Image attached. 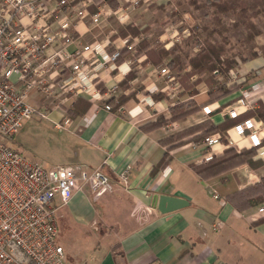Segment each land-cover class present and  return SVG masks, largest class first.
Here are the masks:
<instances>
[{"label": "crops", "instance_id": "obj_1", "mask_svg": "<svg viewBox=\"0 0 264 264\" xmlns=\"http://www.w3.org/2000/svg\"><path fill=\"white\" fill-rule=\"evenodd\" d=\"M187 2L115 0L113 6L107 0H95L87 9L89 15L70 29L73 42L68 51L92 45L99 54L92 66L95 75L91 84L71 101L65 114L71 123L59 130L53 122L62 121L61 112L49 114L58 135L56 144L63 152L56 163L101 168L113 182L114 191L93 201L95 207L87 193L77 192L58 210L59 231H65L59 244L69 264H264V215L258 212L264 196L242 210L229 201L237 192L264 184V162L254 154L252 165L238 164L203 177L193 168L203 165L204 146L200 139L194 140L200 132L183 138L181 145L168 151L160 143L171 134L209 121L223 128L212 134L222 136L212 147L214 158H219L228 147L237 152L249 149L246 139L239 146L230 141L240 140L232 128L251 119L260 124L264 144V120L258 116L259 110L264 112V11L252 19L258 32L253 40L226 56L234 62L226 75L213 73L207 79L201 73L183 84L178 75L191 70L188 58L195 55L189 47L194 38L184 35L185 25L191 19L202 26L210 17L204 11L195 18ZM120 13L127 14L122 23L117 20ZM95 15L98 25L91 21ZM51 24L57 30L53 21ZM127 43H136L134 53L124 48ZM174 46L177 53L170 52ZM116 49L121 57L113 66L107 55ZM161 53L167 55L161 57ZM175 55L182 60L180 71L171 63ZM164 67L174 78L170 84L159 73ZM176 84L180 89H174ZM190 86L195 93L190 94ZM221 86L229 93L207 103L208 93ZM247 96L249 107L239 101ZM111 98L123 99L117 111L105 109ZM31 103L39 105L37 94H32ZM178 105L179 115L173 114L171 109ZM204 107L212 110L209 115L202 111ZM231 110L237 112L236 119L228 116ZM159 119L165 124L143 130L144 125ZM161 162L164 165L153 171ZM127 168L123 185L118 177ZM162 195L182 198L188 205L161 214L155 198ZM219 222L221 228L214 229Z\"/></svg>", "mask_w": 264, "mask_h": 264}, {"label": "built area", "instance_id": "obj_2", "mask_svg": "<svg viewBox=\"0 0 264 264\" xmlns=\"http://www.w3.org/2000/svg\"><path fill=\"white\" fill-rule=\"evenodd\" d=\"M94 1L0 0V264H69L57 241L58 210L77 192L96 201L114 191L113 182L101 168H45L9 144L24 120L48 119L50 112L60 111L63 118L53 122L55 128L63 130L71 123L65 114L71 101L91 84L99 52L92 45L68 51L73 42L70 29L89 15L87 9ZM126 18V13H120L117 20L122 23ZM51 21L57 30L52 29ZM91 21L98 25V15ZM183 33L189 37L188 30ZM135 46L127 43L124 48L134 53ZM119 57L116 49L107 55V61L114 66ZM159 73L167 77V83L173 82L166 67ZM174 89L180 86L176 84ZM32 94L39 96V108L31 103ZM239 101L250 106L248 96ZM105 109L110 110L107 105ZM202 111L209 115L212 110L204 107ZM236 115L235 110L228 113L230 118ZM258 125L251 119L236 124L232 131L240 140L230 144L240 145L246 139L248 147L255 149V158L264 162ZM221 139L219 134L203 139V163L213 160L212 147ZM128 170L119 174L123 185ZM212 196L219 199L215 193ZM258 212L264 215V205ZM219 228L220 222L214 226Z\"/></svg>", "mask_w": 264, "mask_h": 264}, {"label": "trees", "instance_id": "obj_3", "mask_svg": "<svg viewBox=\"0 0 264 264\" xmlns=\"http://www.w3.org/2000/svg\"><path fill=\"white\" fill-rule=\"evenodd\" d=\"M115 0H107V2L111 3L113 5V2ZM193 6L195 5L193 1H191ZM206 6H212L215 7L217 13H237L238 18L240 19L239 24L234 25V27H238L240 24L245 27L247 30L246 37L243 40L238 41L239 46H244L246 44H249L255 35H257V31L254 28L253 23L250 22L252 18L258 17V15H261L264 11V2L262 0H252L250 2H244L242 0H232V1H221V0H209L205 3ZM114 6V5H113ZM216 25H219L218 19L214 21ZM224 31V29H221V32ZM219 32L221 35L222 33ZM223 44H228L229 40L228 38L222 39ZM196 43V40H195ZM178 47L174 46L171 48L170 52L177 53ZM140 52V51H139ZM223 49L221 47H214V46H207L204 48H201V50L194 55L192 58H188V64L191 67V70L185 74L178 75V78L183 84L185 83V80L190 78L193 75L201 74V73H209V74H221L226 75L229 70L234 65V62L232 59L226 58L223 62L220 61V56L223 55ZM167 54L161 53V57H164ZM121 57V54H120ZM119 57V58H120ZM173 59L171 60V63H175V68L180 71L181 66L180 64V56H172ZM118 61V60H117ZM197 83L194 82V85ZM190 94L195 93L194 86H190L189 88ZM229 93V90L226 89L224 86L219 87L216 91H210L208 93L209 100L207 103H212L223 96L227 95ZM123 103V99L115 100L114 98H111L107 102V106H109L110 110L117 111ZM181 106H175L171 110L173 114L179 115V109ZM258 116H260L264 120V112L258 111ZM231 119H236L231 118ZM165 124V120L159 119L156 123H149L144 125L142 128L143 130H151L153 128L158 127L159 125ZM223 128L221 126H213L209 121H205L203 123H200L198 125H195L193 127L187 128L181 132L171 134L167 136L166 138L162 139L160 141L161 145L166 147V151L168 149H173L174 147L181 145L183 143V138L187 136L194 135L198 132L200 134L194 136V140L203 141V139L209 135H212L216 132H219V130H222ZM222 141V139H221ZM255 154V149L249 148V149H240L238 152L228 147L224 152L223 155L219 158H214L213 160L208 163H203L201 166H194L193 168L197 172L199 176L207 177V176H214L217 175L223 171H227L238 164H248L252 165V158ZM167 157V152L165 153L163 157V162L165 161ZM163 162L159 163L157 166L154 167L153 171L158 170L163 166ZM264 193V184H257L253 187L247 188L245 190H242L240 192H237L236 194H233L229 197V201L239 210L248 208L255 203H259Z\"/></svg>", "mask_w": 264, "mask_h": 264}, {"label": "rangeland", "instance_id": "obj_4", "mask_svg": "<svg viewBox=\"0 0 264 264\" xmlns=\"http://www.w3.org/2000/svg\"><path fill=\"white\" fill-rule=\"evenodd\" d=\"M191 1H193V3L195 4L194 6ZM187 5H191V8L189 7L188 11L195 18H200L201 13H204V11L207 12L210 16L209 20L207 22L205 21L202 26L200 25V23L191 21V19H189L185 25L189 33L188 38L190 40L194 38L189 47L192 48L195 54L198 53L201 48L207 47L209 45L214 47H221L223 49V55L220 56V61L223 62L227 58L226 56L228 54L234 53L233 51H236L237 49H242L243 46H239L238 41L243 40L246 37L247 30L241 24L240 27L243 28L242 30L235 29L237 27H234V25L239 24V21L235 22V18H237L238 20L237 13H217L215 7L206 6L205 4L201 5L200 3H198V0H188ZM259 16L260 15H258V17ZM256 18L257 17H255V19ZM215 19H218V21L220 22L219 25H216V23L214 22ZM252 19L250 20L251 23ZM254 24L255 23H253V25ZM222 28L224 29V31L221 32ZM219 32H221L222 35ZM197 36L201 38L199 40L197 39L195 43V38H197ZM224 37L228 38V44H223L222 39ZM204 76L207 79H210L213 74L211 75L204 72ZM38 106L39 105H36V108H39ZM52 128L53 125L48 119L33 117L31 119L24 120L21 124V127L15 133L14 137L9 141V144L12 147L16 148L28 160L37 162L43 167L46 166L49 168H57L59 166H62L56 162L60 159V155H63V152L58 149V143L56 144V138H58V135L54 133ZM91 202L92 206L95 207L96 203L92 200ZM64 234V230H62V232L59 231L57 239L58 243L62 242Z\"/></svg>", "mask_w": 264, "mask_h": 264}, {"label": "water", "instance_id": "obj_5", "mask_svg": "<svg viewBox=\"0 0 264 264\" xmlns=\"http://www.w3.org/2000/svg\"><path fill=\"white\" fill-rule=\"evenodd\" d=\"M187 205L188 202L182 198L164 195L155 198V206L161 214H167L179 210Z\"/></svg>", "mask_w": 264, "mask_h": 264}]
</instances>
